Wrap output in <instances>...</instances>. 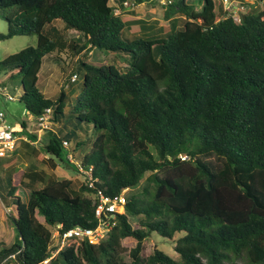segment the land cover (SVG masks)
Wrapping results in <instances>:
<instances>
[{
  "label": "trees",
  "instance_id": "1",
  "mask_svg": "<svg viewBox=\"0 0 264 264\" xmlns=\"http://www.w3.org/2000/svg\"><path fill=\"white\" fill-rule=\"evenodd\" d=\"M109 1L0 0L7 23L0 40L36 36L35 46L0 60V83L21 78L18 100L26 111L37 117L52 107L53 123L61 122L37 149L27 142L24 148L37 150L52 169L64 163L84 177L74 187L35 164L2 178L16 238L0 244V264H239L242 256L264 264V8L237 20L220 17L215 0H167L156 28L162 36L125 40L128 23L149 29L154 22L114 8L150 0ZM65 30L81 40H67ZM92 47L129 53L125 71L78 57ZM63 50L75 53L83 71L67 114L64 86L49 98L37 87L45 58L63 69L54 54ZM89 126L94 136L81 138ZM142 180L104 238L72 241L52 256L51 227L94 226L98 196L117 197ZM152 232L175 241L178 259L158 248L145 254ZM127 237L135 239L128 260Z\"/></svg>",
  "mask_w": 264,
  "mask_h": 264
},
{
  "label": "rangeland",
  "instance_id": "2",
  "mask_svg": "<svg viewBox=\"0 0 264 264\" xmlns=\"http://www.w3.org/2000/svg\"><path fill=\"white\" fill-rule=\"evenodd\" d=\"M166 1L167 0H162V1L150 0L148 2L137 5H134L130 1H127V5L124 6L128 7L129 9L126 8L125 11H122V9L118 8V11L119 13H121L120 14L121 16L130 15L131 16L130 19L139 17L154 22L152 23V27L149 29H146L145 27L142 26H137V23L130 22L123 29L122 37L125 40H129L130 38L135 37L137 35L146 38H151L154 36L155 37L162 36L161 32H156V28L159 27V25L163 24L164 21L163 15H164V6H165L164 3ZM236 1H239L240 3L244 2L247 8L246 10L248 9L260 10L264 8V0H233V3L231 5L232 8L231 13H233L234 11L239 12L241 10L239 9L238 11L236 5L239 4H237ZM215 2H216V10L219 11L221 14L220 17L227 16L226 15L227 13H224L225 12L224 8L229 3H226L225 0H215ZM235 2L236 5H234ZM109 3L111 5L114 4L113 1H109ZM130 9H132L134 13L128 12V10ZM114 12H116L115 9ZM182 21L183 18L180 17L178 19L177 24L181 25ZM62 24L63 22L60 19L55 20L56 26L61 27ZM6 30H7V23L5 20L0 18V33H5ZM64 34L67 40H70L71 38L76 39L77 41L81 40V38L77 35V32L73 30H65ZM35 44H36V36L35 34L32 33L27 35H14L8 39L0 40V60L27 46H35ZM54 54L62 58L63 63H61V65H63V69H61L59 64L54 63L53 60L51 61V58H45L42 61V65L39 71L37 87L46 97L49 98L57 94L61 86H64L65 91L68 94L67 96L68 99L66 100L65 103V114L68 113L70 107L69 103L72 97L75 98V96L80 92L81 81L83 78V71L77 69V66L75 65L77 64L78 57L83 58V60L92 63L94 65L114 64L122 71H125L127 66L125 60L130 55L127 52H121L120 54H107L103 50L97 47L88 48V52L86 53V55L80 54L78 55V57H76L75 53H71L68 50H63L62 52H55ZM74 73L77 75L76 82L71 83L70 77L72 78L73 77L72 74ZM1 76L2 75L0 74V78ZM4 84H6V87L8 89L7 91L8 94L14 97V99H7L5 96H3L0 93V110L6 114L5 121L13 125L19 124L22 120L30 121V114L26 111L23 103L20 100H18V97L21 93V78L16 77L14 80L5 82ZM65 114L62 117V120L63 118L66 117ZM28 123L29 122H27L26 124ZM60 124L61 122L53 123L51 130L53 129L57 130ZM94 134H95L94 129L92 128V126H89L87 131L82 132L81 138L84 139L90 138L94 136ZM46 136H47L46 132H44V134L41 135V144ZM41 144L35 146L36 149ZM24 146L25 144L23 141H18L17 147L21 149L20 151L16 152L15 154H14L15 151H12L10 154L6 155L5 157H0V244H10L16 238L15 232L8 217V213L14 214L15 208L13 207L10 198L6 197L5 195L6 181L2 179L4 176H6L10 172L21 171L22 169L37 164L38 169H43L49 173L51 172L57 178L63 177V178L72 179L74 187L80 185L81 181L84 178L80 172L75 171L72 167L64 163H59L54 169H52L49 166V162L46 161L47 160L46 157L43 156L44 158L40 159L38 157L37 150L32 152L31 150H29V148H24ZM72 159L73 160L70 161L75 162L74 157ZM144 183L145 181L142 180L134 188L124 190L122 192V197L124 198V200H126L133 193H137L138 191H140ZM18 191L22 194L23 201H25V199L27 198V191L23 188H19ZM129 219L131 220L132 225L135 228L140 227L137 217L129 216ZM174 243L175 241L164 239L156 232H152V234L145 241L144 252L145 254H149L152 252L153 248H158L160 250H163L165 253L172 256L173 258L178 259V255L175 253L173 249ZM122 245L125 248L124 258L128 260L129 258L127 256L128 253L127 251L135 245V239L132 237L124 238L122 240ZM236 261L239 264H251L244 256L239 257Z\"/></svg>",
  "mask_w": 264,
  "mask_h": 264
},
{
  "label": "built area",
  "instance_id": "3",
  "mask_svg": "<svg viewBox=\"0 0 264 264\" xmlns=\"http://www.w3.org/2000/svg\"><path fill=\"white\" fill-rule=\"evenodd\" d=\"M162 1V0H161ZM226 3H229L225 6L224 11L226 15H233L239 19L241 13L246 12V5L236 1L234 5L237 6L239 12H233L231 5L233 0H225ZM124 5H127V2H124ZM230 5V6H229ZM116 12L119 13L118 7L114 8ZM74 74L71 78V81L76 79ZM1 82V80H0ZM8 89L6 85H1L0 83V93L5 96L7 99H14V97L8 94ZM53 110L52 107H47L44 109L43 113L37 117L30 115L29 123L23 127L20 123L13 125L5 121L6 114L0 110V157H5L10 154L12 151H15L18 141L27 142L33 146L41 144V135L44 134L47 130H51L53 121H52ZM35 135V136H34ZM65 146H67V141H62ZM69 160H73L71 154L67 155ZM187 158L183 156V159ZM76 162V161H75ZM83 173V171H81ZM91 185V183H90ZM125 200L122 197V193L117 197H109L105 195L98 196L95 207H94V217L96 223L92 227H86L81 225H75L68 229L62 230L60 225L51 227V238L50 246L51 254L54 256L59 250L66 247L72 241H88L90 243H96L102 238H104L108 232L116 225V211H123Z\"/></svg>",
  "mask_w": 264,
  "mask_h": 264
},
{
  "label": "crops",
  "instance_id": "4",
  "mask_svg": "<svg viewBox=\"0 0 264 264\" xmlns=\"http://www.w3.org/2000/svg\"><path fill=\"white\" fill-rule=\"evenodd\" d=\"M110 1H113V0H110ZM113 3L115 4L116 2L113 1ZM109 4H110V3H109ZM126 8H128V7H126ZM38 76H39V75H38ZM18 150H19V148H17V149L15 150L14 154H15L16 152H18Z\"/></svg>",
  "mask_w": 264,
  "mask_h": 264
}]
</instances>
